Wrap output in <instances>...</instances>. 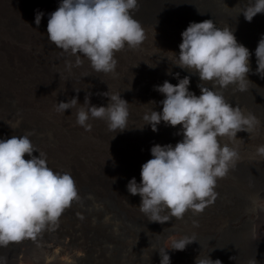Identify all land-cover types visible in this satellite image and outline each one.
Returning <instances> with one entry per match:
<instances>
[{
	"label": "bare ground",
	"instance_id": "6f19581e",
	"mask_svg": "<svg viewBox=\"0 0 264 264\" xmlns=\"http://www.w3.org/2000/svg\"><path fill=\"white\" fill-rule=\"evenodd\" d=\"M59 3L0 0V138L31 133L32 144L46 155L48 166L71 174L79 199L62 212L56 225L46 227L34 239L0 246V264H34L32 251L79 264H151L153 253L178 236L166 239L164 223L149 222L138 207L139 195H130L126 185L133 177L140 182L141 166L152 158L153 145L175 146L182 139L177 135L180 126L161 122L153 132L145 125L144 116L152 109L162 111L159 102L165 97L154 86L166 80L175 85L178 80L174 76L179 74V78L189 76V90L200 95L198 75L175 65L181 33L191 22L207 19L218 28H233L237 41L253 53L252 70L246 91L230 85L222 90L223 95L258 121L248 144L264 145V73L255 74L254 55L264 34V14L246 22L239 13L247 0H138L132 15L143 27L144 40L115 53L113 72L99 73L87 58L80 56L77 64V55L62 51L47 39L48 18ZM37 12L44 13L39 26L35 24ZM203 83L213 88L210 82ZM105 92L109 96L120 93L129 103L128 129L123 132L111 131L102 119H90L91 128L85 130L76 123V108L65 114L56 111L57 103L73 97L82 105L88 94L91 105L107 106ZM226 144L236 147L239 156L249 149L247 143L237 145L229 139ZM214 191L216 198L210 203L213 220L204 224L208 233L215 226L229 229L232 219L242 215L241 207L251 206V212L241 217L246 222L242 247L221 262L249 264L254 247L264 243V160L238 159L225 177L217 179ZM180 220L190 223L188 211ZM150 242H154L153 248H149Z\"/></svg>",
	"mask_w": 264,
	"mask_h": 264
},
{
	"label": "clouds",
	"instance_id": "9594fccd",
	"mask_svg": "<svg viewBox=\"0 0 264 264\" xmlns=\"http://www.w3.org/2000/svg\"><path fill=\"white\" fill-rule=\"evenodd\" d=\"M137 7L138 0H60L57 10L49 15L47 39L62 51L77 55V64L83 56L94 71L113 72L115 53L144 40L143 27L132 15ZM240 14L250 23L257 14H264V0H247ZM43 16L42 12L35 15L37 26ZM234 31L231 27L218 28L207 19L191 22L181 33L175 65L198 75L200 95L189 90L190 77L179 78V74L174 76L178 80L175 85L166 80L154 86L165 98L159 102L162 111L152 109L144 116L145 125L153 132L161 122L180 126L177 135L182 139L175 146L153 145L152 158L141 166L140 182L133 177L126 185L130 195H139L138 207L149 222L163 224L171 218L181 219L187 211L199 212L211 203L216 198L217 179L225 177L239 159L236 147L221 144L219 138L234 141L238 132H252L258 123L223 95L222 90L230 85L246 91L250 82L253 53L237 41ZM254 55L255 74L260 75L264 73V34ZM203 82H210L213 88ZM103 95L108 98L107 106L91 105L88 94L82 105L78 97H73L57 103L56 111L65 114L76 108V123L85 130L91 128L90 119L105 120L115 133L128 129L129 103L120 93ZM30 135L0 138V246L34 239L46 227L56 225L62 212L79 199L71 174L50 168L46 155L38 153ZM256 152L264 157V145ZM193 242L187 236L172 240L170 247L159 250L160 264H171L168 249L183 251ZM195 264L221 261L198 256Z\"/></svg>",
	"mask_w": 264,
	"mask_h": 264
},
{
	"label": "rangeland",
	"instance_id": "374dc122",
	"mask_svg": "<svg viewBox=\"0 0 264 264\" xmlns=\"http://www.w3.org/2000/svg\"><path fill=\"white\" fill-rule=\"evenodd\" d=\"M251 135H254L253 131L249 133L241 132L237 135V138L234 140V143H236L237 145L247 143V148L249 147V149H247L248 151H244L242 153V156H239V161L246 160L253 162L255 160H264V157H260L257 155V146L255 147L253 145L248 144V140L251 138ZM219 139L221 144H226V139L228 138L223 137ZM210 208L211 204L207 203L203 210L199 212L189 210V224H186L180 219H177L173 222L167 221L163 224L162 230L164 232L166 231V239H174L176 236H178L177 239H181L187 236L195 240V242L187 245L185 250L183 251L168 249L167 252L170 256L171 264H195V260L198 256L199 258H206L210 256L213 261L218 259L222 262L225 259L234 256L236 252L242 247L241 241L243 240L242 238L245 229L244 223L246 222L245 220L241 219V217H243L246 212H251L249 210L251 206L243 205L241 207L240 211L242 212V215L238 219H232L231 226L229 229L220 230L217 226H215V228L208 233V231L205 229L206 226L204 224L208 219L213 220L211 216H213L214 214L210 211ZM179 231L186 232V235L179 236ZM153 237L155 239L156 236ZM169 246H171V244ZM153 247L154 242H150L149 248ZM108 249L110 248L107 247V252L109 251ZM254 250L255 252L251 255V258H249V260L251 261L254 258L255 260L260 259V261L262 262H259L258 264L264 263V255H262L264 251V243H259V245L254 247ZM30 257L33 260L34 264H37L38 261L41 263L48 262L50 264H79L71 262L70 260L57 261L51 259L41 251H32L30 253ZM160 259L161 257L159 252H154L152 257L150 258V263L160 264Z\"/></svg>",
	"mask_w": 264,
	"mask_h": 264
}]
</instances>
